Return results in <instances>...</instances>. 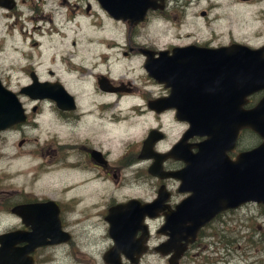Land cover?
<instances>
[{
    "label": "flooded vegetation",
    "instance_id": "obj_1",
    "mask_svg": "<svg viewBox=\"0 0 264 264\" xmlns=\"http://www.w3.org/2000/svg\"><path fill=\"white\" fill-rule=\"evenodd\" d=\"M7 3L0 91L18 106L0 108V122H15L0 130V264L4 249L29 264H264V205L200 224L183 175L186 162L194 179L206 140L184 117L211 102L191 90L184 67L206 66L202 51L264 47L252 48L263 39L264 0L156 1L137 24L113 20L96 0ZM115 28L117 37L103 36ZM230 55H219L226 80L240 72ZM259 144L242 130L226 156Z\"/></svg>",
    "mask_w": 264,
    "mask_h": 264
},
{
    "label": "water",
    "instance_id": "obj_2",
    "mask_svg": "<svg viewBox=\"0 0 264 264\" xmlns=\"http://www.w3.org/2000/svg\"><path fill=\"white\" fill-rule=\"evenodd\" d=\"M7 1L0 0V8L10 9L12 4ZM156 1L162 0H96L113 20L129 24L141 22L146 11L156 8ZM224 53L232 54L228 57V64L239 62V74L227 72V80L219 67V55ZM201 54L207 60L204 62L206 66L197 68L192 66L191 61L184 70L190 80L191 90L201 91L211 102L205 108L197 110L199 120L196 115L189 120L185 116L184 120L189 122L191 134L206 140L196 146L197 153L192 164L194 179H191L186 162L183 175L191 188L190 201L200 207V224H204L215 214L244 204L264 205V96L254 108L242 109L248 96L264 91V47L249 50L246 47L232 46L215 52L202 51ZM192 77L200 82H193ZM225 91L226 106L220 102V94ZM0 103L3 110L11 111L18 106L10 94L2 91ZM14 124L12 120L1 121L0 130ZM242 130L255 134L260 144L230 161L226 154L233 150ZM11 236L3 237V245L8 248L13 241ZM4 251V264H29L21 255L12 262L10 252L7 249Z\"/></svg>",
    "mask_w": 264,
    "mask_h": 264
},
{
    "label": "rangeland",
    "instance_id": "obj_3",
    "mask_svg": "<svg viewBox=\"0 0 264 264\" xmlns=\"http://www.w3.org/2000/svg\"><path fill=\"white\" fill-rule=\"evenodd\" d=\"M226 31H227V32H231L232 35H233V37H238V35H239V33H240L239 30L234 29V28H228V29H226ZM118 32H119V31H118V29H116V28L114 29V31H113L112 33H111L109 30H105L104 33H103V36H104V37H117V36H118ZM262 33H263V39H262L259 43L253 45L252 48H257V47H259V46L261 45L262 41H264V30H262ZM147 36L150 37V38H155V36H154V29H152L151 34H149V35H147ZM247 256H248L249 260L251 261L252 259H251L250 254L247 255ZM71 260H72V259H71ZM200 260H201V259H200ZM74 261H75V260H72L73 263H71V264H74ZM195 261H199V258H196Z\"/></svg>",
    "mask_w": 264,
    "mask_h": 264
},
{
    "label": "bare ground",
    "instance_id": "obj_4",
    "mask_svg": "<svg viewBox=\"0 0 264 264\" xmlns=\"http://www.w3.org/2000/svg\"><path fill=\"white\" fill-rule=\"evenodd\" d=\"M59 21V20H58ZM21 34V33H20ZM137 39V38H136ZM141 41V40H140ZM145 41V40H144ZM125 44V43H124ZM124 50V49H123ZM176 139V138H175ZM165 145V144H164ZM226 245V244H225ZM223 246V245H222ZM61 252V251H60ZM57 254V253H56Z\"/></svg>",
    "mask_w": 264,
    "mask_h": 264
}]
</instances>
